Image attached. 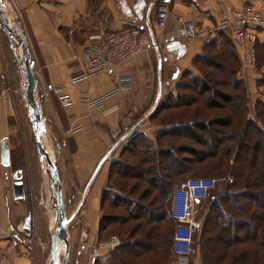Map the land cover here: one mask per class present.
<instances>
[{
	"label": "crops",
	"instance_id": "0c3cea01",
	"mask_svg": "<svg viewBox=\"0 0 264 264\" xmlns=\"http://www.w3.org/2000/svg\"><path fill=\"white\" fill-rule=\"evenodd\" d=\"M13 2L18 9L19 26L26 35L30 56L34 62L33 70L37 80L35 96L41 106L48 140L55 144L53 152L61 189L71 190L73 203L77 205L81 222L77 232V264H84L93 251L94 240H101V203L110 181L112 162L125 154L141 155L139 151H145L142 149L146 142L156 149L174 150L180 144H167L164 147H159V144L164 140L187 142L185 133L176 126H182L186 130L187 125L210 122L215 124L217 119L232 116L230 109H238L231 102L218 101L219 106H209L203 101L201 108L207 113L212 110L217 115L211 118L202 117L200 113L187 116V109H191L193 104L192 100H187V93H203L199 92L203 85L200 84L197 90V85L187 80V74H191L192 78H199L202 83V75L193 66L196 56L203 53L206 41L197 36L188 37L184 23L190 21L199 29L207 28L243 5L264 7V0ZM161 8L168 10V18L163 28L153 30L154 47L146 49L115 70L117 76L129 78L127 87L120 93L107 97L102 107L87 106L84 98H95L110 92L114 82L112 74L105 73L94 79L71 83L72 77L86 69L83 58L86 36L100 30H114L118 27V21L128 16L153 21L156 12ZM13 45L6 37H0V143L6 138L8 117L14 109L8 83ZM227 75L234 79L230 90H236L241 83L246 87L250 96L245 106L247 119L255 120L253 110L263 97L260 93L261 85L258 83L259 73L256 69L251 70L245 79L240 77L238 70ZM228 82L217 81L223 86ZM57 88H61L62 92H58ZM63 94L68 95L73 103L69 109L60 104L59 97ZM222 110L228 112L219 114ZM76 125H80L81 129L70 132L69 129ZM257 125L264 130L263 122L258 121ZM217 129L226 133L231 126ZM130 142L137 147L135 154L130 151L122 152ZM141 159L143 163L146 162L144 156ZM0 160L2 162L1 148ZM6 166L0 163V248H10L2 264H39V250L36 249L33 254L32 247L27 246V243H32L33 236L29 237V231L19 234L16 229L19 213L17 205L12 202L16 201L13 198V181H9ZM187 170L184 167L175 172L185 174ZM210 204L212 200L208 209ZM171 255L174 257L172 253ZM196 256L193 258L195 264ZM97 258L99 257L94 260Z\"/></svg>",
	"mask_w": 264,
	"mask_h": 264
},
{
	"label": "rangeland",
	"instance_id": "374dc122",
	"mask_svg": "<svg viewBox=\"0 0 264 264\" xmlns=\"http://www.w3.org/2000/svg\"><path fill=\"white\" fill-rule=\"evenodd\" d=\"M3 9L7 12V20L15 22L19 19L20 15L17 12V7L13 0H2ZM16 14H14V12ZM217 22V21H216ZM215 22V23H216ZM214 24V23H213ZM20 27V26H19ZM22 30V29H21ZM18 34L19 32L15 30ZM0 37H6L11 41L13 45V55L11 58L12 67L8 70L10 79V96L13 108L11 115L8 117V130L5 132L6 144L5 147L9 150V161L7 166V172L9 173L10 183L16 179H19L24 184L25 198L23 200L12 201L17 205L18 208V221L16 223V229L19 234H24L27 228L29 231V237L33 236L32 243H27V246L32 247L33 254L36 253V249L39 252L37 255V260L39 264H60L64 255L65 245L61 248L59 252V262L53 263L51 258L50 243L51 235L54 232L56 219L54 220L55 212V201L51 194L50 189V174L49 166L45 163V160L39 156L37 153L34 140L33 131L30 119L28 117V106L26 100L21 93L22 87V74L20 68L18 67L16 52L19 53L20 45L18 40H12L11 37L4 30L3 24L0 19ZM200 37V36H197ZM215 47L213 49H208V51L203 54L206 58L195 59L194 66L196 70L202 75L204 79L208 81V90L206 94L196 93L189 91L187 94V99L192 100L191 109H187V116L193 115L194 113H200L202 117L211 118L214 117V111L206 110L201 108L203 101L207 100L206 96H215L219 92H227L232 97L231 103L237 105L238 109H230V114L233 118L234 123L231 125V130L233 133V139L229 141H222L221 144L216 145V141L209 134H204L207 139L206 146L197 145L193 142L196 148L201 149L204 153L213 152L217 156L209 157L201 163H196L191 165L185 174L168 173L165 174L162 169L157 172L154 168L150 175L158 174V179H162L164 185L168 189V195L163 199L158 195V192L153 191L152 184L147 182L148 174L143 173L141 177H123L111 172L110 181L107 184L110 191H108L107 201L103 204L102 214L113 215L112 224L108 225L106 230L101 232V240L109 238L110 235H117L121 244H128L129 248L132 246V242L135 239L140 240L149 229H155L158 231L160 236L159 249L155 251H149L141 256H126L128 264H184L185 258H178L176 256L172 257L170 252V247L168 244V239L171 232H173L175 223L169 218V202L170 196L173 189L183 180L192 176H206L211 177L215 181V187L211 191L210 196L204 200L201 206L208 210V204L212 200L216 203V206H210L209 214L214 215L217 213L218 207H222L224 211L229 209L228 203L237 201L233 196L239 190H244L246 186L251 184L259 175L258 171L250 169L248 163L245 162L242 157L246 154L244 148L240 150L238 146L239 130L243 126L244 120L247 118V110H245L246 103L249 101L250 96L247 93L246 87L243 83L238 86L234 91L230 90V84L232 83L233 77L228 76V70L231 68L239 69L241 67L240 60L235 62L234 52L231 47L228 38L226 36H220L218 33L214 37ZM264 42V41H263ZM263 44V43H261ZM18 47V49H17ZM236 51V49H235ZM17 53V54H18ZM237 53V51L235 52ZM238 55V54H237ZM255 57L257 58L255 63L256 72L259 73V85H261L260 93L264 100V45L255 46ZM218 68H224L223 73H219L216 70ZM214 73H210L212 71ZM217 72V73H216ZM217 74H222L217 75ZM21 77V79H20ZM187 80L193 84L197 85V90L200 88L201 82L197 77H193L191 74H187ZM219 80H228L229 82L225 86L217 83ZM259 101L256 104V109L253 110L255 115L254 119L256 122L261 121L264 123V102ZM39 103V102H38ZM204 105V104H203ZM228 111H220L219 114H224ZM237 123V125H236ZM40 138L43 145L46 147L47 151L51 154V158L55 160V155L53 148L54 142L48 140V132L43 125L39 127ZM70 131V129H69ZM71 132V131H70ZM236 133V135H235ZM249 133V132H248ZM238 134V135H237ZM252 136H255L254 132H250ZM186 143L185 141H167L164 140L159 144V147H164L165 145H178ZM187 143L190 141L187 139ZM127 146V145H126ZM134 147L137 149L136 145ZM243 152L240 159L234 160V153L236 151ZM252 151V150H251ZM247 154H250L247 151ZM141 156H145V163L140 162ZM164 156L160 154L159 156L148 150L138 156H131V154H125L120 157L122 161L128 162V164L133 165V169L140 171L141 167L137 169V166H148L152 162L157 160H164ZM148 160V161H147ZM56 161V160H55ZM150 161V163H149ZM140 162V165H137ZM2 165H5L1 162ZM251 167V166H250ZM157 172V173H156ZM15 177V178H14ZM14 178V179H13ZM160 181V180H159ZM61 184V183H60ZM161 184V183H160ZM164 188V187H163ZM254 189V188H253ZM62 195L66 207L67 217L69 219V256L67 264H77L78 260V241L77 232L81 222L78 217V210L76 203L72 200L71 190H62ZM12 199V198H11ZM226 199V202L224 200ZM13 200V199H12ZM123 202H128L122 204ZM211 205V204H210ZM125 206H129L130 209L125 210ZM212 207V208H211ZM226 207V208H225ZM131 210V213L128 211ZM206 210V213H207ZM262 216L264 218V211ZM73 214H75L73 216ZM143 214H146L148 221L143 220ZM161 214L165 217L164 221L159 223L157 227L156 215ZM131 216H140L138 219H132ZM206 216V215H205ZM118 220V221H116ZM116 221V222H115ZM222 224H216L213 220L208 217L204 229H201L195 234L194 245L191 255L187 258V264H195L193 258L197 257V264H206V258L212 254V256L224 254L223 258L216 264H238L233 260L241 252L245 253L246 258L242 264H264V246L260 242H264V220L261 222V235L257 237L254 242H242L233 243L229 245H221L214 238L216 235H221ZM142 226V227H139ZM89 230L88 226H84ZM203 227V226H202ZM137 228V229H136ZM136 231V232H135ZM154 232V230H153ZM154 232V233H155ZM263 234V236H262ZM165 235L166 238L163 240L162 236ZM167 240V241H166ZM98 241V240H97ZM96 241L93 242V251L90 257L84 261V264H113L115 259L112 252L98 256L99 258L93 259ZM264 244V243H263ZM218 246V247H217ZM214 249V251H212ZM115 252V251H113ZM212 252V253H211ZM210 262V259H209ZM211 263V262H210Z\"/></svg>",
	"mask_w": 264,
	"mask_h": 264
},
{
	"label": "built area",
	"instance_id": "2783aa9c",
	"mask_svg": "<svg viewBox=\"0 0 264 264\" xmlns=\"http://www.w3.org/2000/svg\"><path fill=\"white\" fill-rule=\"evenodd\" d=\"M168 18V10L159 9L153 21L128 16L118 21L114 30H100L86 36L83 45V58L86 69L81 74L71 78V83L82 79H94L102 74L111 73L114 82L113 89L95 98H84L89 107H102L104 100L120 93L130 83L128 77L117 76L115 70L125 62L138 56L148 48L154 47L152 33L155 29L164 27ZM185 34L188 37L200 36L204 41L212 40L218 33L226 34L237 51L241 67L238 69L241 78L245 79L251 70H255V46L264 40V7L243 5L231 11L207 28H197L186 21ZM62 92L61 88H57ZM60 104L69 109L73 103L66 94L60 95ZM81 129L80 125L70 128L71 132ZM215 187L211 177L192 176L181 181L172 191L169 202V214L175 226L172 232L171 252L178 258L191 255L195 234L201 230L206 210L201 206ZM121 245L117 235H110L105 240L95 244L93 257L102 256ZM9 248H0V264L6 258ZM93 258V259H94Z\"/></svg>",
	"mask_w": 264,
	"mask_h": 264
},
{
	"label": "trees",
	"instance_id": "16d2710c",
	"mask_svg": "<svg viewBox=\"0 0 264 264\" xmlns=\"http://www.w3.org/2000/svg\"><path fill=\"white\" fill-rule=\"evenodd\" d=\"M220 36H226L231 43L229 37L224 33H219ZM264 41V40H263ZM257 42L256 48L261 45H264V42ZM263 43V44H261ZM214 40L206 41L203 48V53L208 51V49H213L215 47ZM235 62L239 61L237 53H235V48L233 45H231ZM201 53L200 55H197L195 59L206 58V56ZM257 60V58H256ZM220 70H225L224 68H218ZM238 69L231 68L228 70V74H234V72ZM199 79V78H198ZM201 86L203 85V88L199 89V92L206 93L208 90V81L204 78H202ZM201 82V80L199 79ZM207 100L206 103L209 106H219L218 101L223 102H231L232 97L229 94H224L222 92H218L215 96H206ZM188 100V99H187ZM237 106V105H236ZM264 110V109H263ZM213 123H202L195 126L187 125L186 130H183L182 126H176L177 128L181 129L182 132L185 133L187 139L190 141V143H183L178 145L174 150H165V149H156L150 143L146 142L144 143V149L143 152L141 150L139 151L141 154L146 153L148 150L152 151V153L157 156L160 154L165 155L164 160H157L156 162H152V164H148V166H137V169L141 167L140 171L133 169V165L127 164L126 162L122 161L121 159H116L112 162L111 165V172L115 171V173L119 174L123 177H141L143 173H149L147 182H150L152 184L153 191L156 190L158 192V195L160 194L161 198H165L168 195V189L164 185V182H161L162 179H158V174L150 175L152 173L153 169L156 168L157 172L160 169L163 170L165 174L168 173H176L175 171H178L184 167H189L191 165H194L196 163H201L204 160L208 159L209 157L217 156L213 152L204 153L201 149H198L193 145V143L201 146H206L207 139L204 137V134L211 135L214 140L216 141V145L221 144L222 141H229L233 139V133L230 129L229 132L223 133L222 131L218 130L217 127H230L233 124L232 117L228 118H220L215 120ZM237 125V123H236ZM250 132H254L255 136H252L249 134ZM204 133V134H203ZM236 135V133H235ZM238 135V134H237ZM193 142V143H191ZM238 146L240 147V150L244 148V152L246 154L243 155V152L240 150L236 153H234V160L242 159L248 163V166L250 169L258 171V177L251 183L246 186V188L243 190H239L237 193H235L233 196L237 199V201H232L231 203H228L229 209H226V211L223 210L222 207H218L217 213L209 214V210L206 213L205 220L203 223V227L201 229H204V226L206 222L208 221V217L210 216V219L214 221L216 224H222L221 226V235H216L214 238L220 243L221 238V245H229L233 243H242V242H254L257 237L261 235V222L264 220L262 213L263 212H257L264 211V130H262L255 120L245 119L243 126L239 130V137H238ZM252 150V151H251ZM130 151L131 153H136V148L134 145H132V142L128 143L125 148H123L122 152ZM247 151L250 152V154H247ZM121 152V153H122ZM145 157V156H144ZM145 160V159H144ZM146 161V160H145ZM148 161V160H147ZM143 163V161L141 160ZM150 163V161H149ZM137 165H140L138 163ZM159 167V168H157ZM156 172V173H157ZM179 174V173H177ZM111 175V174H110ZM111 177V176H110ZM160 180V181H159ZM161 183V184H160ZM164 187V188H163ZM254 188V189H253ZM104 191V195L102 198L101 207H103V204L107 201L108 198V190ZM226 202V199L224 200ZM128 202H123L122 204ZM213 206H216V203L212 201ZM211 204V206H212ZM125 210L130 209L129 206L124 207ZM212 208V207H211ZM226 208V207H225ZM131 210L128 211V213ZM169 214V212H168ZM146 214H143V220L147 222L149 219L146 218ZM113 215L110 214H103L100 221V230L104 231L106 230L107 226L112 224ZM140 216H131L132 219H138ZM155 222L157 223V227L159 226V223L164 221L165 217L161 214L156 215ZM169 218L173 221L169 214ZM118 221V220H116ZM115 221V222H116ZM119 222V221H118ZM174 222V221H173ZM142 227V226H139ZM137 229V228H136ZM155 232V229H149L148 232L142 236L140 240L135 239L134 242H132L131 248H129L128 244H121L119 247L115 248L112 251V255L115 259V262L113 264H128L126 256H141L149 251H155L159 249V242H161L160 236L158 237L159 233L158 231ZM136 232V231H135ZM263 236V234H262ZM163 240H165L166 236H162ZM264 238V237H263ZM171 240H172V232L170 234V237L168 239V244L171 246ZM167 241V240H166ZM264 242H260L262 246ZM218 247V246H217ZM214 251V249L212 250ZM171 252V248H170ZM172 253V252H171ZM212 253V252H211ZM224 254L220 255L219 253L215 256H208L206 258V264H216L218 263L222 258ZM246 258L245 253L241 252L239 253L235 258L234 262L238 264L244 263ZM210 259V262H209Z\"/></svg>",
	"mask_w": 264,
	"mask_h": 264
},
{
	"label": "water",
	"instance_id": "95a60500",
	"mask_svg": "<svg viewBox=\"0 0 264 264\" xmlns=\"http://www.w3.org/2000/svg\"><path fill=\"white\" fill-rule=\"evenodd\" d=\"M2 5L3 1L0 0V19L3 24L4 30L12 40L19 41V45L21 48V55L16 58L18 66L19 68H21V74L23 75L21 91H26L25 100L29 110L28 117L32 126L31 128L33 131L34 144L39 156L41 158H44L46 164L49 166V174L51 177L50 189L52 197L55 201L54 220L56 219V226L53 234L51 235V258L53 260V263H57L58 247L59 243L62 241L65 243V249L60 264H67L69 256V219L66 213V207L62 195L56 161L54 159H51V156L47 152L46 147L41 143L39 127L42 123L44 125V121L42 119L41 106L35 96L37 80L35 78L33 70L34 62L30 56L26 35L19 27V19H17L15 22L10 23L7 20V15ZM15 30H17L19 33L17 34ZM6 139L7 138H3L0 143L2 163L5 165L8 164L9 161V150L5 147ZM12 191L14 200H23L25 198L24 184L21 180L15 178V180L12 182ZM24 229L27 232V228Z\"/></svg>",
	"mask_w": 264,
	"mask_h": 264
},
{
	"label": "bare ground",
	"instance_id": "6f19581e",
	"mask_svg": "<svg viewBox=\"0 0 264 264\" xmlns=\"http://www.w3.org/2000/svg\"><path fill=\"white\" fill-rule=\"evenodd\" d=\"M21 55V48H20V50H19V53L17 54V57L18 56H20ZM19 67V66H18ZM20 71H21V68H20ZM24 73V72H23ZM22 81V80H21ZM25 90L22 92L21 91V93H22V95H23V97L25 98ZM41 125V124H40ZM41 143H42V141H41ZM43 144V143H42ZM48 152V151H47ZM49 153V152H48ZM49 155L51 156V154L49 153ZM44 159V158H43ZM52 159V158H51ZM46 163V162H45ZM55 226H56V223H55ZM55 229V228H54ZM65 245V243L64 242H60L59 243V247H58V258H57V263L59 262V252H60V250H61V248L63 247Z\"/></svg>",
	"mask_w": 264,
	"mask_h": 264
}]
</instances>
